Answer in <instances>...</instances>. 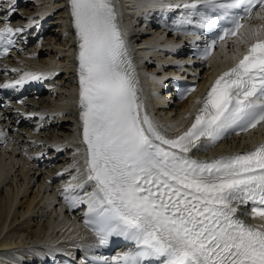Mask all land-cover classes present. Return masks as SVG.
<instances>
[{
    "label": "snow or ice",
    "instance_id": "snow-or-ice-1",
    "mask_svg": "<svg viewBox=\"0 0 264 264\" xmlns=\"http://www.w3.org/2000/svg\"><path fill=\"white\" fill-rule=\"evenodd\" d=\"M70 7L80 40L87 179L95 185L86 201L65 196L70 206L88 205L85 223L101 244L114 236L135 242L137 250L124 254L121 264H264V223L247 224L238 214L250 205L246 214L264 221V144L213 160L190 155L229 132L264 124V26L241 34L246 19L264 20V0H203L208 12L198 3L183 5L200 16L201 28L229 21L218 40L237 37L247 51L197 101L193 123L175 138L141 113L138 80L112 0H70ZM22 31L0 28V41L10 45ZM217 43L205 49V59Z\"/></svg>",
    "mask_w": 264,
    "mask_h": 264
},
{
    "label": "bare ground",
    "instance_id": "bare-ground-1",
    "mask_svg": "<svg viewBox=\"0 0 264 264\" xmlns=\"http://www.w3.org/2000/svg\"><path fill=\"white\" fill-rule=\"evenodd\" d=\"M23 1L22 16L31 14L29 20L22 16L16 20L24 21L27 28H31L33 23L43 24L49 41L48 45L39 46L30 44L29 48L24 47L20 54H13L0 65V81H11L21 78L25 74L41 75L54 80V84L47 87L40 95L39 99H30L26 109L22 107H12L1 113L0 128L8 132V137L14 141L5 148H0V251L3 248L14 249L32 247L48 243L63 241L65 245L80 236L75 235L71 229V221L66 220L64 224H58L60 218L57 213L50 211V206L46 203L47 190H43L40 184L43 183L42 174L33 168L32 163H27L23 154L27 148H36L38 151H50L55 154V148L59 147L66 151L60 157L58 164L73 163L75 168H80V161L84 157L82 144L78 140L77 128L83 131V124L80 119V80H79V44L80 40L76 34L74 20L71 15L70 0H20ZM120 20L127 15L126 12L139 11L140 5L137 0H123L130 4L136 3L132 7L123 8L121 1L113 0ZM182 0H160L161 3L179 2ZM143 5H147L146 3ZM8 15L4 14L3 18ZM126 31L128 28L123 24ZM130 34L131 31H128ZM31 37H28V42ZM129 50L132 49L127 44ZM183 59V57H181ZM164 63L165 61H158ZM170 69L159 72L151 64L147 65L144 71L148 78L144 86H150L149 97L153 101L156 110V118L164 122H172L183 116L188 117L197 103L195 97L189 98L183 104L173 102V97L167 92L170 88L169 81L164 84L162 73ZM212 70L203 71L201 76V89L208 77L212 75ZM138 92L142 96L143 87L138 83ZM147 91V89H145ZM141 97L140 102H142ZM148 116L154 122L160 121L152 117L151 110L145 108ZM77 112L79 114L77 118ZM34 119L33 122H30ZM18 122H25L20 128H16ZM77 122L79 125H77ZM51 131L48 132V128ZM45 128V132H39ZM262 133V132H261ZM257 134L248 140L231 141L228 149L221 153H233L238 148L253 149L261 140L264 134ZM261 134V135H260ZM80 137H83L81 133ZM254 139V140H253ZM223 147L218 148L221 150ZM34 151V150H32ZM203 153L201 150H193V154ZM204 155V153H203ZM43 190V191H42ZM52 230L46 232L47 228ZM72 251L84 247L82 243H72ZM7 254L0 252V261H7ZM10 257V256H9Z\"/></svg>",
    "mask_w": 264,
    "mask_h": 264
}]
</instances>
